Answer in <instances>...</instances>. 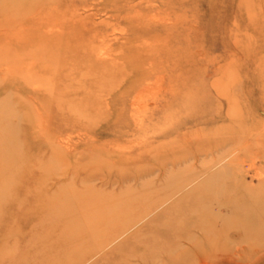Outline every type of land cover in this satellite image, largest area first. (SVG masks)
I'll return each mask as SVG.
<instances>
[{
	"label": "rangeland",
	"instance_id": "obj_1",
	"mask_svg": "<svg viewBox=\"0 0 264 264\" xmlns=\"http://www.w3.org/2000/svg\"><path fill=\"white\" fill-rule=\"evenodd\" d=\"M87 255L264 264V0H0V264Z\"/></svg>",
	"mask_w": 264,
	"mask_h": 264
},
{
	"label": "bare ground",
	"instance_id": "obj_2",
	"mask_svg": "<svg viewBox=\"0 0 264 264\" xmlns=\"http://www.w3.org/2000/svg\"><path fill=\"white\" fill-rule=\"evenodd\" d=\"M15 17V16H14ZM50 29V28H49ZM124 32V31H123ZM139 93V92H138ZM221 163V162H220ZM259 222H257V224H258ZM56 238V237H55ZM103 249V248H102ZM88 258H89V256L87 255V257L86 258H83L80 262H81V264H84L87 260H88ZM16 259V258H15ZM24 264V263H23ZM54 264V263H53Z\"/></svg>",
	"mask_w": 264,
	"mask_h": 264
}]
</instances>
